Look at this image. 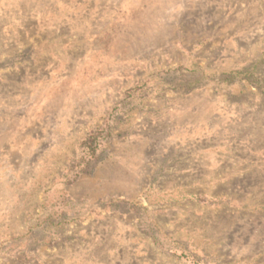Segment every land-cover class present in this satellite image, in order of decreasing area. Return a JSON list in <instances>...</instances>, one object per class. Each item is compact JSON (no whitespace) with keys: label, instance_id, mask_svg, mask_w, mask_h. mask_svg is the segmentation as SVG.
I'll use <instances>...</instances> for the list:
<instances>
[{"label":"rangeland","instance_id":"obj_1","mask_svg":"<svg viewBox=\"0 0 264 264\" xmlns=\"http://www.w3.org/2000/svg\"><path fill=\"white\" fill-rule=\"evenodd\" d=\"M0 264H264V0H0Z\"/></svg>","mask_w":264,"mask_h":264},{"label":"trees","instance_id":"obj_2","mask_svg":"<svg viewBox=\"0 0 264 264\" xmlns=\"http://www.w3.org/2000/svg\"><path fill=\"white\" fill-rule=\"evenodd\" d=\"M87 144H88L87 146L88 148L85 146ZM85 145H84L85 151L83 153H84V159L87 161H86V167H84L83 171L88 172L87 166H90L89 164L91 163L95 164L99 160V151H98V146H97L96 135L93 138L91 137L89 141L86 140ZM92 164H91V168L94 169L93 166L95 165H92Z\"/></svg>","mask_w":264,"mask_h":264}]
</instances>
